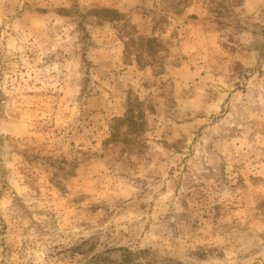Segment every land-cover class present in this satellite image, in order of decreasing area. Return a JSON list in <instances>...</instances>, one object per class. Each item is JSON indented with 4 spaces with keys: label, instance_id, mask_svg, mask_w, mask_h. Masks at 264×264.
I'll return each instance as SVG.
<instances>
[{
    "label": "rangeland",
    "instance_id": "rangeland-1",
    "mask_svg": "<svg viewBox=\"0 0 264 264\" xmlns=\"http://www.w3.org/2000/svg\"><path fill=\"white\" fill-rule=\"evenodd\" d=\"M0 264H264V0H0Z\"/></svg>",
    "mask_w": 264,
    "mask_h": 264
},
{
    "label": "trees",
    "instance_id": "trees-1",
    "mask_svg": "<svg viewBox=\"0 0 264 264\" xmlns=\"http://www.w3.org/2000/svg\"><path fill=\"white\" fill-rule=\"evenodd\" d=\"M126 120H129V121L133 120V112H132V110H130L129 113L127 114Z\"/></svg>",
    "mask_w": 264,
    "mask_h": 264
}]
</instances>
